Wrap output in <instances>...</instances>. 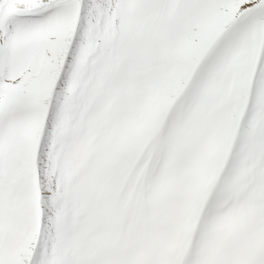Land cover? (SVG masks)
<instances>
[{
	"label": "snow or ice",
	"instance_id": "obj_1",
	"mask_svg": "<svg viewBox=\"0 0 264 264\" xmlns=\"http://www.w3.org/2000/svg\"><path fill=\"white\" fill-rule=\"evenodd\" d=\"M0 264H264V0H0Z\"/></svg>",
	"mask_w": 264,
	"mask_h": 264
}]
</instances>
